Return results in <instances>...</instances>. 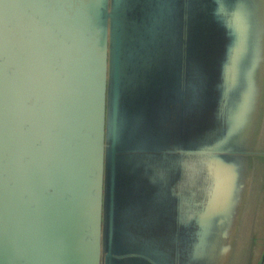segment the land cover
I'll return each instance as SVG.
<instances>
[{
  "label": "water",
  "instance_id": "95a60500",
  "mask_svg": "<svg viewBox=\"0 0 264 264\" xmlns=\"http://www.w3.org/2000/svg\"><path fill=\"white\" fill-rule=\"evenodd\" d=\"M263 211L264 0H0V264H250Z\"/></svg>",
  "mask_w": 264,
  "mask_h": 264
},
{
  "label": "crops",
  "instance_id": "0c3cea01",
  "mask_svg": "<svg viewBox=\"0 0 264 264\" xmlns=\"http://www.w3.org/2000/svg\"><path fill=\"white\" fill-rule=\"evenodd\" d=\"M258 229L256 230L255 241H256V256L250 264H258L260 255L264 245V211L261 220L257 224Z\"/></svg>",
  "mask_w": 264,
  "mask_h": 264
}]
</instances>
